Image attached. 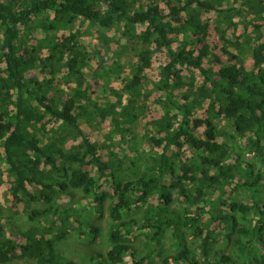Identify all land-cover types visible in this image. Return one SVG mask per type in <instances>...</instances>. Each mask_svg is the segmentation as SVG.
Listing matches in <instances>:
<instances>
[{"label": "trees", "instance_id": "obj_1", "mask_svg": "<svg viewBox=\"0 0 264 264\" xmlns=\"http://www.w3.org/2000/svg\"><path fill=\"white\" fill-rule=\"evenodd\" d=\"M164 2L168 12L159 0H0V183L6 174L8 195L24 206L29 222L17 242L7 233L0 204V264H78L57 249L80 228L75 204L56 202L67 190L81 195L79 204L103 206L109 197L107 264H130L128 259L131 264H235L233 254L214 256L227 230L239 237L233 242L238 258L264 264V245L262 251L254 248L264 234V170L236 155L234 142L228 144L220 129L221 123L230 125L240 148L264 165V0ZM206 14L218 18L227 60L212 52ZM237 16L251 20L252 34L247 26L236 35ZM86 24L97 36L92 53L75 32L76 25ZM62 32L70 35L60 37ZM172 36L183 39L177 49ZM160 53L169 58L154 82L163 115L147 123L144 140L162 153L148 156L143 170L124 179L120 153L93 143L80 121L94 115L110 121L107 141H137L133 129L151 95L146 72ZM126 57H132L130 66ZM97 58L92 75L97 83L106 78L123 83L121 90L102 86L103 100L93 97L85 71ZM59 83L70 90L65 102L56 97L63 93ZM202 109L206 118L198 117ZM202 127L203 138L196 135ZM185 149L191 156L183 160ZM134 150L140 156L141 148ZM234 184L249 193V202L224 200ZM106 186L112 192H105ZM175 194L185 209L170 217ZM239 219L248 226H240ZM169 230L178 247L171 255L162 247ZM140 237L143 251L134 242ZM188 237L197 243L195 250Z\"/></svg>", "mask_w": 264, "mask_h": 264}, {"label": "rangeland", "instance_id": "obj_2", "mask_svg": "<svg viewBox=\"0 0 264 264\" xmlns=\"http://www.w3.org/2000/svg\"><path fill=\"white\" fill-rule=\"evenodd\" d=\"M166 0H159V3L163 10L168 12L165 2ZM217 16L215 14H206L204 15V20L209 21L211 24V44H212V52L219 56L220 58H223L224 60H227L225 55L222 51L223 43L221 41V37L219 32L216 29V21ZM234 22L239 24V29L236 32L237 36L242 35L248 26V34H252L253 28L250 25L251 20L249 18H243V17H235ZM80 32V38L82 45L90 52H94L98 48V41L96 33L93 29H91L88 24L84 26L76 25L75 32ZM263 32H264V25H263ZM70 35L69 32H62L60 34V37L62 36H68ZM235 35H233V32H230L228 37L230 39H234ZM174 40V49H177L180 47L181 42L183 41L182 38L178 39L176 36L171 37ZM104 54V52H103ZM111 55L107 56L110 57ZM169 58L166 53H160L157 54L153 60L151 61V67L146 72V86L150 92L151 95L147 100H144L142 108H144L143 114L140 116V120L138 124L133 129L134 136L137 135V141H133L131 138H128L127 142H122L120 137H117L114 139V141H107L106 136L109 134V132L112 130V126L110 121L101 122L96 116H92L91 119H81L80 123L86 132L89 139L93 142L98 144L100 147H104V144H107L114 150L115 152L120 153L121 159L123 160V166L120 170V174L124 177V179H132L135 174L138 172V170H143L145 168V162L151 154L154 153H162L161 149H154L151 144L148 143V141H145L144 139L147 138V123L151 122L152 120L158 119L163 115V110L161 105L159 104V100L162 96V93L157 92L154 89V82L158 79L160 74V68L165 65L168 62ZM132 61V57H126L125 62L130 66V63ZM99 65V58L92 59L89 62V67L86 68V73L88 74V78L90 83L94 86V94L93 97L95 100H103L107 94L104 93V89L102 86H111L115 89L121 90L123 88L122 80H118L117 78L112 79H101L97 83L92 75L95 72V70L98 68ZM246 67L248 70H252L253 62L251 59H248L246 61ZM130 69L129 67L125 70L124 76H129ZM42 79L43 77L40 76ZM197 79L201 83L200 75L197 73ZM98 84V85H95ZM100 84V85H99ZM57 88L61 90L63 93L59 92L56 94L57 99H59L62 102H65L68 98V94L70 93V90L67 86L59 85L57 84ZM177 95H181L180 93H177ZM199 118H206V111L205 109L199 110L197 112ZM220 129L223 132V135L225 137V140L228 144H233L234 142V150L236 155H241V159L246 161L247 163L253 165L256 170L263 169L264 165L256 161L254 158L249 156L245 151H243L240 148L239 140L235 139L233 129L230 125H227L226 123L220 124ZM151 133H153V129H148ZM206 131L205 127H202L196 131V135L198 137L203 138L204 133ZM234 136V137H233ZM234 139V140H232ZM224 140V138H223ZM135 142H137L139 145H135ZM72 143H70L69 146H71ZM141 148L140 150V156H137L135 153L136 148ZM176 152V151H175ZM100 155L107 160L108 159V150L102 148L100 150ZM185 153V156L183 157V160H185L186 157L191 156V152L189 149H185L183 151ZM135 163V165H133ZM169 182V178L167 179ZM9 178L5 174L3 177V182L0 183V204L4 207V217L5 223H6V229L8 235L16 240L17 242H21V236L20 231L26 229L29 227L28 222V215L24 212V206L21 204L14 203L12 198L8 195L9 190ZM235 184L228 187L226 190V193L224 195V200H236L238 202H249L251 200L250 195L247 191L244 189H235ZM111 191V188H108L106 186L105 192ZM112 192V191H111ZM220 196V195H219ZM81 195L78 192L70 193L69 190L66 191L65 194L61 193L58 194L56 198V202L60 205L62 204H75L74 208L77 209V223H75V226H80L79 230L72 229L70 231V234L67 236L66 239L58 243L57 249L61 253V255L66 259L70 261H75L78 264H107L105 259V253L109 249V245L107 242V229L109 228L111 222L108 214V202L109 197L107 200L103 203V206H95L93 204H86V202H81L79 204ZM260 198L264 200V192H262ZM156 200L153 202L155 203ZM38 208L45 209L47 206L38 204ZM185 209V205L182 204V201L178 200L177 194H175L173 206L170 211V217H173L172 214L174 212L176 213H183ZM140 213L137 217H140ZM240 226H248L247 224L243 223L241 219H239ZM220 228V227H219ZM221 229V228H220ZM219 229V231H221ZM228 236V237H227ZM238 235L235 231H223L221 233V236L219 237L218 242L214 246V256L220 258L223 255H230L233 254L235 258H237V261L235 264H262L261 262H256L254 259L250 258L248 260L246 258H238L240 257V254L237 251V248L234 247L233 242L238 239ZM135 246L137 248H141V251H143L144 247V238L140 237L138 239H134ZM188 245L192 250H195L197 248V243L194 242L190 237H188ZM255 250L261 249L264 245V234L262 240L254 243ZM162 247L167 252L168 255L176 254L178 251V247L175 244L173 238H172V231H168L167 237L162 241ZM260 257V256H259ZM156 262L159 261L158 258H156ZM129 263L131 264V259H128ZM8 264H31V263H18V262H12Z\"/></svg>", "mask_w": 264, "mask_h": 264}]
</instances>
